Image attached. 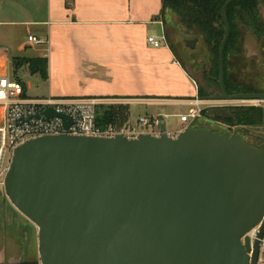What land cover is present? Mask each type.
I'll return each instance as SVG.
<instances>
[{
  "label": "water",
  "instance_id": "water-1",
  "mask_svg": "<svg viewBox=\"0 0 264 264\" xmlns=\"http://www.w3.org/2000/svg\"><path fill=\"white\" fill-rule=\"evenodd\" d=\"M219 49L223 101H258L264 92L228 95L227 10ZM195 49L196 42H187ZM245 48L259 54L248 33ZM9 75L14 79L13 63ZM45 120H72L54 109ZM161 137L128 140L47 136L15 150L5 191L18 212L38 228L41 264H256L246 234L262 224L264 150L239 133L189 128ZM239 132V133H238ZM254 135V134H252ZM6 250V242L4 244Z\"/></svg>",
  "mask_w": 264,
  "mask_h": 264
},
{
  "label": "crops",
  "instance_id": "crops-1",
  "mask_svg": "<svg viewBox=\"0 0 264 264\" xmlns=\"http://www.w3.org/2000/svg\"><path fill=\"white\" fill-rule=\"evenodd\" d=\"M168 19L162 0H0V27L5 26L0 29L5 49L0 51L6 53L0 75L9 73L14 58H46V79L31 74L28 66L17 71L24 72L25 80L18 78L13 64L16 80L31 100H116L129 106L131 115L132 106L139 104L188 108L176 113L178 118L190 112L197 98L203 109L217 108L214 99L199 97V87L176 57L167 35ZM20 26L25 42L14 35ZM158 32L168 37L167 46L154 48L148 43ZM29 35L49 43L33 46ZM35 84L40 95L29 97ZM160 116L166 120L173 115L156 111L140 118ZM5 226L10 241L5 250L1 230L0 264H40L38 232L31 223L13 214Z\"/></svg>",
  "mask_w": 264,
  "mask_h": 264
},
{
  "label": "built area",
  "instance_id": "built-area-1",
  "mask_svg": "<svg viewBox=\"0 0 264 264\" xmlns=\"http://www.w3.org/2000/svg\"><path fill=\"white\" fill-rule=\"evenodd\" d=\"M28 43L33 46H46L48 40L29 35ZM148 43L154 48L167 46L166 35L161 38L149 37ZM6 57L4 51H0V60ZM1 68V66H0ZM107 101L119 104L116 100L97 99H56L53 97L31 100L26 97L23 85L10 78L9 73L0 75V187L5 188L7 175L11 169L15 150L28 141L47 136H77L95 138H115L122 135L128 140H136L142 135L161 137L162 121L158 117L140 118L135 124L127 123L122 127L97 125V106ZM202 101L197 98L194 105L186 115L179 116L183 127L177 133H171L170 137H177L189 128L198 127L197 123L203 118ZM245 106H257L258 101H240ZM48 109H54L57 114L66 115L72 120L70 127L64 126V120L53 117L45 120L44 113ZM262 224L256 226L246 234L254 248L259 242V252L256 264H264V234L260 238ZM253 253L250 254L252 258Z\"/></svg>",
  "mask_w": 264,
  "mask_h": 264
},
{
  "label": "rangeland",
  "instance_id": "rangeland-1",
  "mask_svg": "<svg viewBox=\"0 0 264 264\" xmlns=\"http://www.w3.org/2000/svg\"><path fill=\"white\" fill-rule=\"evenodd\" d=\"M264 5L261 4L260 7V17L263 20L264 23V14L261 12V9ZM166 16H168V29H167V35L170 38L169 43H171L173 50L176 54V57L181 61L186 69L187 72L190 74L192 79L195 81L197 86L200 90H202L205 98L202 99H208V97H215V101L218 113L221 115L224 113V110L231 109V108H238V107H247L246 104L243 102H228L223 101L219 98L220 92L217 86V80L219 77L218 73V63L217 66L215 65L216 61V54H214L215 45L210 47V45L205 41V39L198 34L195 31H188L186 27L183 26L181 23L180 17L175 14L171 10H167ZM238 28L240 31V45H239V53L238 54H231L229 58L227 59V63L229 64L230 75L231 77L236 80L239 84H246L248 86L261 88L263 86V77H264V69L263 67H260L256 64V62L246 57V50L243 45V38L246 34H250L252 37L256 39V42L258 43V47L261 49L262 60L261 62L264 63V35L263 37H259L257 32L255 30H251L250 24H246L244 20H241L238 22ZM0 29H5V26L0 27ZM157 38H161V32L157 33ZM15 37L18 40H22L25 42L26 39V32L24 27L20 26L17 28V31L15 32ZM256 36V37H255ZM196 38H199V42L196 45L195 49L191 50L185 46V41L195 40ZM5 46L3 44H0V49H5ZM162 48V47H161ZM214 49V50H212ZM31 52V51H29ZM219 54V53H218ZM218 59V58H217ZM214 78L213 80L210 78ZM16 77L24 78L25 80V74L24 72H17ZM28 78V77H26ZM40 95V90L37 88V85L35 84L31 91L28 92L29 97H37ZM111 101H107L106 105H112L110 103ZM259 107H263L264 109V103L258 104ZM156 111H164L166 113H169L173 116H170L169 119H166L165 121L168 122L167 129L168 131L178 132L181 127L182 123L180 122V118H178L175 114L176 113H183L188 112V108L185 107H167V106H160V107H153L146 104H139L132 106V115L130 114L132 124H135L137 120L140 119V117L147 116L150 117V115L156 114ZM217 113V114H218ZM202 118L198 123V127H208L211 129H214L218 133L226 132L225 126L221 124L220 122H215L212 118ZM129 122V121H128ZM127 122V123H128ZM125 123V124H127ZM261 128H264V121L263 123H260L256 126L252 127H246V128H239L243 129L245 131H261ZM233 132L234 130H230ZM231 134V133H230ZM14 215H17L19 218L23 220H27L23 215H21L18 210L11 204L9 198L7 197L6 191L4 187H0V217L6 216L3 218L5 221H7V218L12 219ZM2 220L0 219V224ZM31 223V222H30ZM31 226L35 230L36 234L38 232V228L31 223ZM8 241H10V231H7ZM7 249H8V242ZM41 264V262H40Z\"/></svg>",
  "mask_w": 264,
  "mask_h": 264
},
{
  "label": "trees",
  "instance_id": "trees-1",
  "mask_svg": "<svg viewBox=\"0 0 264 264\" xmlns=\"http://www.w3.org/2000/svg\"><path fill=\"white\" fill-rule=\"evenodd\" d=\"M228 0H162L163 12L173 11L180 17L181 23L188 31H195L200 34L212 48L215 45L216 54L215 65L218 63L219 73V49L225 34V24L223 23L221 12L224 4ZM264 5V0H236L227 10V19L231 27L229 41L225 48V81L235 90L240 89V85L235 83L230 75L227 59L231 54L239 53L240 31L238 22L244 20L250 24L259 37L264 35V23L260 17V7ZM218 58V59H217ZM15 73L23 66H28L31 74H39L42 78H47L48 61L46 58H14ZM199 97L205 98L202 90L199 89ZM210 110V112H209ZM204 110L203 118H212L217 123L220 122L227 130H236L256 126L264 121L263 107L247 106L224 110L223 114L218 113V108ZM218 113V114H217ZM130 119L129 106L123 104H100L97 106V125L100 127L126 125ZM129 123V122H128ZM225 129V130H226Z\"/></svg>",
  "mask_w": 264,
  "mask_h": 264
},
{
  "label": "flooded vegetation",
  "instance_id": "flooded-vegetation-1",
  "mask_svg": "<svg viewBox=\"0 0 264 264\" xmlns=\"http://www.w3.org/2000/svg\"><path fill=\"white\" fill-rule=\"evenodd\" d=\"M261 12H263L264 14V6L262 7L261 9ZM252 30V29H251ZM225 35V34H224ZM247 35V34H246ZM246 35L244 36L243 38V45H244V48H245V38H246ZM256 37V36H255ZM167 40H168V37L166 36ZM224 38V37H223ZM254 38V37H253ZM255 39V38H254ZM170 40V38H169ZM256 40V39H255ZM190 41H194L196 42L195 44V47L196 45L198 44L199 42V38H196L195 40H190ZM190 41H185V46L191 50H193L192 48H190L189 46H187V42H190ZM246 50V57L247 58H251L253 59L256 64L260 67H263L264 69V63L261 62L262 60V54H261V49L259 48V54L258 55H255V52H252V55L249 56L251 53L245 48ZM210 78L213 80L214 78H212L210 76ZM219 79V77H218ZM234 80V79H233ZM235 83H237L238 85H240V89H237L235 90L232 86H228L226 84V81H225V90H226V93L228 95H235V94H252V93H262L264 92V77H263V86L261 88H256V87H252V86H248L246 84H239L236 80H234ZM217 86H218V89H219V92H220V88H219V85H218V80H217ZM216 98H219L222 100V97H221V92H220V95L219 97H216ZM208 99H215V97H208ZM211 129V128H210ZM239 129H236L234 130L233 132H231L230 130H227L226 129V132H229L231 134H234L238 131ZM239 133V132H238ZM241 135V137L246 140L249 144L253 145L255 148H258V149H262L264 150V128L262 129L261 128V131H243L242 133H239ZM254 134V135H252ZM6 216H3L2 218L0 217V219L2 220L1 224H0V231L2 230V232L4 233L3 235L0 234V236L2 235V238H4L5 242L7 243V240H8V236H7V231L8 229L6 228V223H9L11 221V219L7 218V221H5V219L3 220V218H5ZM6 222V223H5ZM1 233V232H0ZM253 247L251 245V252L249 253V255L251 253H253ZM6 250H7V244H6ZM9 264V263H8Z\"/></svg>",
  "mask_w": 264,
  "mask_h": 264
}]
</instances>
